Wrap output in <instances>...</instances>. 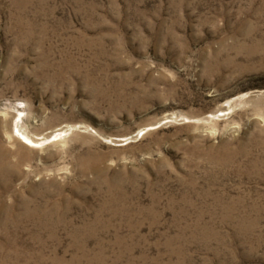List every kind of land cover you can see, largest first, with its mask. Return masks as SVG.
Instances as JSON below:
<instances>
[{
	"label": "rangeland",
	"instance_id": "1",
	"mask_svg": "<svg viewBox=\"0 0 264 264\" xmlns=\"http://www.w3.org/2000/svg\"><path fill=\"white\" fill-rule=\"evenodd\" d=\"M0 264H264V0H0Z\"/></svg>",
	"mask_w": 264,
	"mask_h": 264
},
{
	"label": "bare ground",
	"instance_id": "2",
	"mask_svg": "<svg viewBox=\"0 0 264 264\" xmlns=\"http://www.w3.org/2000/svg\"><path fill=\"white\" fill-rule=\"evenodd\" d=\"M64 131L67 129H63ZM16 133L19 134V136L24 140V142L31 144V145H40L44 142L45 136H38L37 139L33 138L29 134L22 132L19 128L16 129ZM60 131L56 132V134H59Z\"/></svg>",
	"mask_w": 264,
	"mask_h": 264
}]
</instances>
